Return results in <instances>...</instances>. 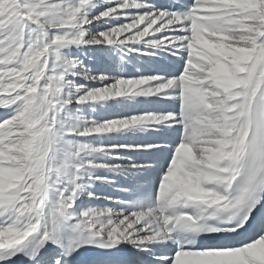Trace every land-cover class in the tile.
I'll list each match as a JSON object with an SVG mask.
<instances>
[{"label":"snow or ice","instance_id":"1","mask_svg":"<svg viewBox=\"0 0 264 264\" xmlns=\"http://www.w3.org/2000/svg\"><path fill=\"white\" fill-rule=\"evenodd\" d=\"M0 264H264V0H0Z\"/></svg>","mask_w":264,"mask_h":264}]
</instances>
